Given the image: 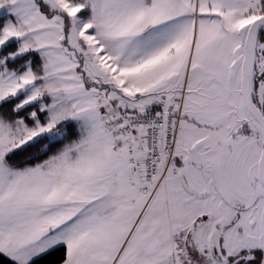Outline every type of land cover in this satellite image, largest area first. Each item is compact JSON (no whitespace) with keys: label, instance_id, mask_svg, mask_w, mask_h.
I'll return each mask as SVG.
<instances>
[{"label":"snow or ice","instance_id":"obj_1","mask_svg":"<svg viewBox=\"0 0 264 264\" xmlns=\"http://www.w3.org/2000/svg\"><path fill=\"white\" fill-rule=\"evenodd\" d=\"M0 264H264V0H0Z\"/></svg>","mask_w":264,"mask_h":264}]
</instances>
